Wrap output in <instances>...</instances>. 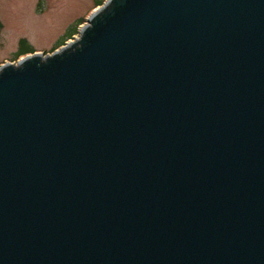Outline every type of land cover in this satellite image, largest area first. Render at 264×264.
<instances>
[{
  "label": "water",
  "instance_id": "95a60500",
  "mask_svg": "<svg viewBox=\"0 0 264 264\" xmlns=\"http://www.w3.org/2000/svg\"><path fill=\"white\" fill-rule=\"evenodd\" d=\"M0 65V264H264V0H105Z\"/></svg>",
  "mask_w": 264,
  "mask_h": 264
},
{
  "label": "rangeland",
  "instance_id": "374dc122",
  "mask_svg": "<svg viewBox=\"0 0 264 264\" xmlns=\"http://www.w3.org/2000/svg\"><path fill=\"white\" fill-rule=\"evenodd\" d=\"M94 1L0 0V64L17 60L20 40L38 52L60 47L61 40L95 9Z\"/></svg>",
  "mask_w": 264,
  "mask_h": 264
},
{
  "label": "trees",
  "instance_id": "16d2710c",
  "mask_svg": "<svg viewBox=\"0 0 264 264\" xmlns=\"http://www.w3.org/2000/svg\"><path fill=\"white\" fill-rule=\"evenodd\" d=\"M103 1H104V0H95V1H94V4H95V6H97V5H101V4L103 3ZM82 22H83V20H80L79 23H77V24L75 25V27L71 30V33H70L67 37H65L64 39L61 40L59 46H61L62 44H64V43H65V42H64L65 40L70 39L71 36L74 35V34L77 32V31H76L77 26L80 25V24H82ZM1 28H2V23H0V30H1ZM20 44H23V45H22V48L19 49V51L17 52V54H16L17 56L24 55V54H28L29 52H33V51H34V50L31 49L29 46H27V47L25 46V45H27V44H25V41H24V40H20ZM53 49H55V48H52L51 51H52Z\"/></svg>",
  "mask_w": 264,
  "mask_h": 264
}]
</instances>
